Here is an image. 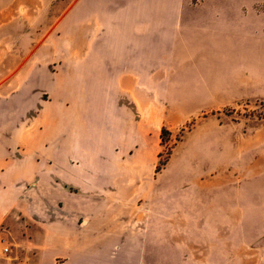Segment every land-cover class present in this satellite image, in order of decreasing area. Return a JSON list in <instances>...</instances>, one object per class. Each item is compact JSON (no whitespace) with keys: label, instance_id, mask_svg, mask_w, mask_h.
<instances>
[{"label":"rangeland","instance_id":"rangeland-1","mask_svg":"<svg viewBox=\"0 0 264 264\" xmlns=\"http://www.w3.org/2000/svg\"><path fill=\"white\" fill-rule=\"evenodd\" d=\"M4 1V120L58 106L84 182H28L0 264H264V0Z\"/></svg>","mask_w":264,"mask_h":264},{"label":"crops","instance_id":"crops-1","mask_svg":"<svg viewBox=\"0 0 264 264\" xmlns=\"http://www.w3.org/2000/svg\"><path fill=\"white\" fill-rule=\"evenodd\" d=\"M4 2L0 0V5ZM7 19L9 18L0 11V83L9 78L11 67L10 28L7 27L5 30L3 22ZM7 95L8 93L2 91L0 99L6 98ZM49 107V112L41 111L34 114L36 116L34 123L28 125V117L33 115V112H30L22 115L20 120L22 122L11 124L4 120V109L0 103V224L6 218L3 213L14 210L19 201V194L28 182L33 181L38 195L42 194L45 180L50 183L52 195H59L57 193L61 190L59 188L71 183L70 179L74 178V173L82 172L80 175L84 182V171L76 167L72 158L74 142L65 141L69 137L67 130L62 133L65 125L60 126L55 122L57 118L54 117L57 116L59 107L56 105ZM14 144L15 147L12 148ZM82 189L84 190V187ZM57 218L59 217L56 216ZM67 225V233L73 235V241L81 236H75L78 234L76 231L83 232V240L89 236L87 221L83 220L81 224L68 222ZM55 227L59 229V224ZM44 256L41 253L38 260H43ZM66 260L67 264H92L90 254L87 252L68 253Z\"/></svg>","mask_w":264,"mask_h":264},{"label":"built area","instance_id":"built-area-1","mask_svg":"<svg viewBox=\"0 0 264 264\" xmlns=\"http://www.w3.org/2000/svg\"><path fill=\"white\" fill-rule=\"evenodd\" d=\"M11 256V244H9L0 231V260L6 261Z\"/></svg>","mask_w":264,"mask_h":264}]
</instances>
